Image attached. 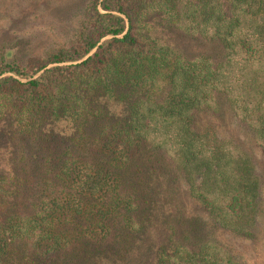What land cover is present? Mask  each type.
Wrapping results in <instances>:
<instances>
[{
	"label": "trees",
	"instance_id": "1",
	"mask_svg": "<svg viewBox=\"0 0 264 264\" xmlns=\"http://www.w3.org/2000/svg\"><path fill=\"white\" fill-rule=\"evenodd\" d=\"M147 13L215 54L143 34ZM84 25L25 63L2 47L0 264H243L185 222L256 227L264 0H88Z\"/></svg>",
	"mask_w": 264,
	"mask_h": 264
},
{
	"label": "rangeland",
	"instance_id": "2",
	"mask_svg": "<svg viewBox=\"0 0 264 264\" xmlns=\"http://www.w3.org/2000/svg\"><path fill=\"white\" fill-rule=\"evenodd\" d=\"M87 5L88 0H0V53L3 46H16L18 59L25 63L31 56H45L63 44L78 42L79 34L86 30ZM145 17L143 34H148V29L153 30L152 36L160 39L161 44H171L183 55L215 54L214 44L177 34L162 14L147 13ZM223 126L228 133L225 130L222 133L226 138H234L243 147L249 143L255 145V140L233 118L224 122ZM252 151L263 184L257 224L251 235L240 236L222 231L195 205L192 207L194 221L185 223L190 231L197 228L207 230L208 239L229 247L243 264H264V151L255 147ZM183 222H177L179 231H184Z\"/></svg>",
	"mask_w": 264,
	"mask_h": 264
},
{
	"label": "water",
	"instance_id": "3",
	"mask_svg": "<svg viewBox=\"0 0 264 264\" xmlns=\"http://www.w3.org/2000/svg\"><path fill=\"white\" fill-rule=\"evenodd\" d=\"M107 38H110V37L103 38V39L101 40V42H100L98 45H100L102 42H104ZM94 51H95V49L92 50V52H90V53H89L84 59L80 60L79 62L85 60V59H86L88 56H90ZM41 73H42V71L39 72L36 76L40 75Z\"/></svg>",
	"mask_w": 264,
	"mask_h": 264
}]
</instances>
